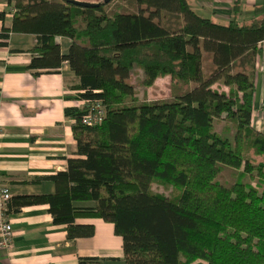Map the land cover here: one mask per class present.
I'll return each instance as SVG.
<instances>
[{"label":"trees","instance_id":"obj_1","mask_svg":"<svg viewBox=\"0 0 264 264\" xmlns=\"http://www.w3.org/2000/svg\"><path fill=\"white\" fill-rule=\"evenodd\" d=\"M7 1L15 14L0 37L34 36L33 75L58 73L66 62L82 105L64 110L75 156L65 171L37 179L51 182L53 193L11 197L6 214L47 205L69 242L94 235L78 219L110 223L122 258L78 264H264V134L251 124L264 16L239 22L238 2L220 25L188 0H126L113 10L111 1L93 8ZM56 38L70 40L65 55ZM134 66L145 88L168 77V98L139 100L127 83ZM93 103L104 116L86 126ZM221 166L235 172L230 187L214 182ZM86 202L92 207L75 206Z\"/></svg>","mask_w":264,"mask_h":264},{"label":"crops","instance_id":"obj_2","mask_svg":"<svg viewBox=\"0 0 264 264\" xmlns=\"http://www.w3.org/2000/svg\"><path fill=\"white\" fill-rule=\"evenodd\" d=\"M234 2L239 4V22L264 16V0H191L192 4L188 0L197 15L220 25L230 19ZM14 14L11 4L0 0V35L11 28ZM55 43L65 55L71 42L56 38ZM34 44L32 35L9 31L5 39L0 37V186L11 197L53 193L51 182L37 179L65 171L67 159L76 152L73 122L64 115L66 108L82 105L69 90L74 74L64 62L58 73L33 75L27 66ZM258 48L251 124L264 134V41ZM160 80L146 94L159 91ZM142 101L150 102L145 97ZM75 206L92 207V203ZM8 218L12 244L9 250H0V264H78L79 258H122L121 238L101 219H78V224H91L94 235L69 242L65 228L52 223L47 205L24 207Z\"/></svg>","mask_w":264,"mask_h":264},{"label":"rangeland","instance_id":"obj_3","mask_svg":"<svg viewBox=\"0 0 264 264\" xmlns=\"http://www.w3.org/2000/svg\"><path fill=\"white\" fill-rule=\"evenodd\" d=\"M72 1L96 4V3H103L104 0H72ZM189 2L190 4H192L191 0H189ZM125 3H126V0H112L107 9L113 10V9H117V7L123 8ZM142 78H143L142 70L134 66L133 69L130 71L129 79L127 80V83H129L133 87V91L139 100H142L143 97H145V100L148 99L150 102H153V101L166 100L168 98L169 88H168L167 80L164 81L165 79H161L159 81V84H158L159 91L149 90L148 93L146 94L147 88L141 85ZM218 129H220V126L216 127V131H218ZM251 158L253 162H255L256 164L262 162V159L260 157L252 155ZM234 174L235 172L231 168L226 167V166H221V172L219 176L216 177L214 182L224 187H230L236 180V178L234 177ZM252 183L256 185L257 180L254 179ZM262 187L264 188V186ZM152 189L164 195H168L170 193L169 190L165 191L164 189H162V187L156 186V185H153Z\"/></svg>","mask_w":264,"mask_h":264},{"label":"built area","instance_id":"obj_4","mask_svg":"<svg viewBox=\"0 0 264 264\" xmlns=\"http://www.w3.org/2000/svg\"><path fill=\"white\" fill-rule=\"evenodd\" d=\"M104 109L99 103L90 105L87 114L83 117L82 123L86 126H93L102 121ZM11 196L7 188L0 186V250H9L12 244V227L7 212V203Z\"/></svg>","mask_w":264,"mask_h":264},{"label":"water","instance_id":"obj_5","mask_svg":"<svg viewBox=\"0 0 264 264\" xmlns=\"http://www.w3.org/2000/svg\"><path fill=\"white\" fill-rule=\"evenodd\" d=\"M72 5H75V6H78V7H81V8H93V7H96L98 6L100 3H96V4H91V3H82V2H75V1H72V0H64ZM110 1L112 0H104L103 1V4H108Z\"/></svg>","mask_w":264,"mask_h":264}]
</instances>
